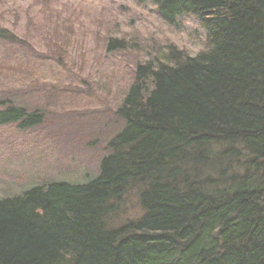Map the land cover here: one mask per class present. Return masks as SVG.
<instances>
[{"label":"trees","instance_id":"1","mask_svg":"<svg viewBox=\"0 0 264 264\" xmlns=\"http://www.w3.org/2000/svg\"><path fill=\"white\" fill-rule=\"evenodd\" d=\"M149 2L169 26L195 19L203 49L167 45L135 66L95 178L0 198V264H264V0ZM58 28L45 45L73 52ZM128 48L105 41L107 54ZM33 90L0 98V127L45 123ZM131 191L128 222L117 214Z\"/></svg>","mask_w":264,"mask_h":264},{"label":"rangeland","instance_id":"2","mask_svg":"<svg viewBox=\"0 0 264 264\" xmlns=\"http://www.w3.org/2000/svg\"><path fill=\"white\" fill-rule=\"evenodd\" d=\"M55 27L70 33L73 52L57 55L45 45ZM111 37L138 49L107 54ZM203 39L195 19L180 17L169 26L149 0H0V98L23 97L30 87L34 95L25 100L41 98L47 113L36 129L0 127V198L49 181L95 178L135 66L161 58L167 45L194 56ZM119 207L117 215L128 222L140 216L135 191ZM107 222L121 226L116 217Z\"/></svg>","mask_w":264,"mask_h":264}]
</instances>
